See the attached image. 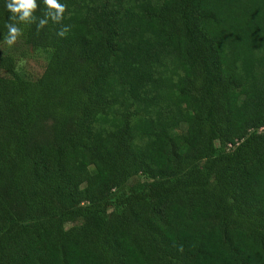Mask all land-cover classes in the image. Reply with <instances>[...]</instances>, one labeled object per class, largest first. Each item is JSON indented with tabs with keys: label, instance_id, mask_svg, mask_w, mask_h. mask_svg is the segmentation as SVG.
I'll use <instances>...</instances> for the list:
<instances>
[{
	"label": "trees",
	"instance_id": "obj_1",
	"mask_svg": "<svg viewBox=\"0 0 264 264\" xmlns=\"http://www.w3.org/2000/svg\"><path fill=\"white\" fill-rule=\"evenodd\" d=\"M60 2L0 0V264H264V0Z\"/></svg>",
	"mask_w": 264,
	"mask_h": 264
},
{
	"label": "clouds",
	"instance_id": "obj_2",
	"mask_svg": "<svg viewBox=\"0 0 264 264\" xmlns=\"http://www.w3.org/2000/svg\"><path fill=\"white\" fill-rule=\"evenodd\" d=\"M44 6L43 15L37 16L40 10L38 0H6L5 7L10 13L9 21L5 24L7 33L4 36V43L8 47L14 46L24 35V27L33 24L36 25V31L39 33L44 29L49 20L55 24H61L60 29L56 32L58 37L64 38L71 30V25H63L61 22L68 11V5L61 3L60 0H42Z\"/></svg>",
	"mask_w": 264,
	"mask_h": 264
},
{
	"label": "rangeland",
	"instance_id": "obj_3",
	"mask_svg": "<svg viewBox=\"0 0 264 264\" xmlns=\"http://www.w3.org/2000/svg\"><path fill=\"white\" fill-rule=\"evenodd\" d=\"M3 46L4 44L0 43V48H3ZM26 50V56L17 63L16 70L22 78L35 80L43 73L47 56L39 50H33L32 48Z\"/></svg>",
	"mask_w": 264,
	"mask_h": 264
}]
</instances>
